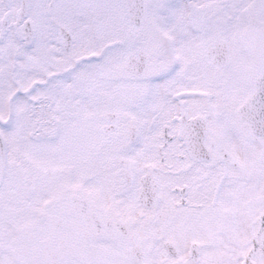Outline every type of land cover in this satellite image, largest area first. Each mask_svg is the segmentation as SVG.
I'll return each mask as SVG.
<instances>
[{"label":"snow or ice","instance_id":"snow-or-ice-1","mask_svg":"<svg viewBox=\"0 0 264 264\" xmlns=\"http://www.w3.org/2000/svg\"><path fill=\"white\" fill-rule=\"evenodd\" d=\"M0 264H264V0H0Z\"/></svg>","mask_w":264,"mask_h":264}]
</instances>
